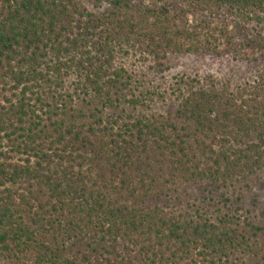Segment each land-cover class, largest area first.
<instances>
[{"label": "trees", "instance_id": "16d2710c", "mask_svg": "<svg viewBox=\"0 0 264 264\" xmlns=\"http://www.w3.org/2000/svg\"><path fill=\"white\" fill-rule=\"evenodd\" d=\"M84 2L0 0V264H182L196 249L195 264L262 256L264 226L232 213L226 195L230 213L214 221L164 192L174 180L231 185L264 169V65L237 92L180 77L169 117L105 122L104 112L142 106L124 92L132 75L113 67L122 53L161 67L172 51L218 52L224 40L234 59L264 60V0H93L97 11ZM77 93L83 106L71 105ZM55 148L63 162L52 171ZM24 181L26 194L13 189Z\"/></svg>", "mask_w": 264, "mask_h": 264}, {"label": "rangeland", "instance_id": "374dc122", "mask_svg": "<svg viewBox=\"0 0 264 264\" xmlns=\"http://www.w3.org/2000/svg\"><path fill=\"white\" fill-rule=\"evenodd\" d=\"M92 1L93 0H87V3L84 2V4L90 11H97ZM225 42L226 41L222 40L221 44H216L219 47L218 52L213 50L214 46L209 48L208 45L201 51L194 53L179 54L172 51L169 53L165 64L161 67L158 66L157 61L151 56L145 61L139 60V58L131 52L129 55L123 53L118 55L114 61L113 67L117 69L124 67L133 77L130 88L124 90L128 97L127 99L138 98V100H141L142 104L140 105L142 106L135 110L134 106L127 104L130 108L125 114H122L120 110L118 112L106 110L104 112L105 122L109 116L115 113L125 116L126 119L130 116L163 115L169 117L174 115L177 105L174 102L171 87L174 86L175 82L180 77L198 79L213 77L222 84H228L229 87H231L230 90L233 92H237L246 84L248 85L256 81L260 76L264 60L257 61V58L249 60L245 58L239 60L234 59L231 53L226 52ZM88 51L90 50L86 48H83L82 51L80 50L83 57L82 59H86L87 55L83 53H87ZM77 83L79 84V80L75 76H72L70 79H67L65 87L69 88L72 93L77 90ZM76 95H80V97L74 96V101L71 105L75 107L77 104L78 106H83L82 99L84 97L79 93ZM46 102L53 103V101L50 100H46ZM38 106L41 108L38 115L44 119L45 123H49L48 116L45 113H47L50 108L47 106L41 107L40 104H38ZM89 109H93V107L88 108V110ZM126 119L124 120L128 122L129 120ZM124 120L119 122L120 126H123ZM106 141L110 140L106 139ZM96 144L98 148L101 146L100 143ZM54 150L58 152H48L52 159L50 161L53 162L50 168L52 171H57L59 165L63 161L59 159L61 153L58 148ZM7 157L8 158L4 159V161H14L15 163H23L27 158V156L13 153H7ZM29 159L32 163L38 161L34 157ZM65 166L69 167L67 163H65ZM95 180L99 182L101 187H103V184L106 182L99 178ZM120 181V178L117 180H115V178L113 179V182H118V184H120ZM165 181L166 180H162V183H165ZM173 182L175 184L171 182L168 183V189L164 192L174 199L171 201L172 205L179 204V206L183 208L191 209L193 215L198 209L204 217L217 221L219 217H223L224 214L230 213L229 209L225 208L224 204H222L223 195H226L225 197L229 199L228 203L232 213L236 212V208L239 207L241 209L239 214L242 217H247L249 221L264 226V169L257 170L256 174H253L246 181L238 183L233 182L231 185L222 184L221 186H210V182L183 181L181 179L174 180ZM31 184L34 186L35 191H39V186L34 183ZM30 187V182L24 181L13 186V189L26 194L31 189ZM198 252V249L194 250L193 254L186 258L182 264L202 263L204 258L199 256ZM247 263L264 264V253L256 259L253 257L248 258Z\"/></svg>", "mask_w": 264, "mask_h": 264}]
</instances>
